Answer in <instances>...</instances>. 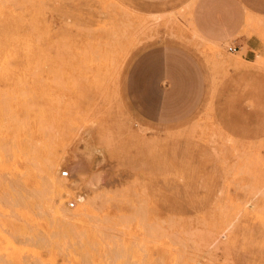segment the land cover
<instances>
[{"label":"rangeland","instance_id":"obj_1","mask_svg":"<svg viewBox=\"0 0 264 264\" xmlns=\"http://www.w3.org/2000/svg\"><path fill=\"white\" fill-rule=\"evenodd\" d=\"M235 1L239 43L199 0H0V264H264V0Z\"/></svg>","mask_w":264,"mask_h":264},{"label":"crops","instance_id":"obj_2","mask_svg":"<svg viewBox=\"0 0 264 264\" xmlns=\"http://www.w3.org/2000/svg\"><path fill=\"white\" fill-rule=\"evenodd\" d=\"M217 6V12H206L204 6ZM251 9V5L249 6ZM235 0H199L193 11V26L203 41H221L231 39L233 42H243V38L235 39L240 21ZM251 37L244 39V44L250 47ZM240 48L239 44L237 45Z\"/></svg>","mask_w":264,"mask_h":264},{"label":"bare ground","instance_id":"obj_3","mask_svg":"<svg viewBox=\"0 0 264 264\" xmlns=\"http://www.w3.org/2000/svg\"><path fill=\"white\" fill-rule=\"evenodd\" d=\"M149 18V17H147ZM5 35V34H4ZM195 37V36H194ZM197 39V38H196ZM201 40V39H200ZM202 41V40H201ZM206 43V42H205ZM207 48V47H206ZM201 50H204V48H202ZM210 51V50H209ZM213 51V50H212ZM212 53V52H211ZM8 54V53H6ZM5 56V55H4ZM4 56L2 58H4ZM9 57V55H8ZM96 57V56H95ZM10 58V57H9ZM2 60V59H1ZM7 64V63H6ZM1 67V66H0ZM91 69V68H90ZM88 70V69H87ZM96 72V71H95ZM8 83V82H7ZM22 83V82H21ZM23 86V85H22ZM24 88V87H23ZM18 92V91H17ZM21 92V91H20ZM4 95V94H3ZM23 95V98H24V93L21 94ZM7 96V95H6ZM14 96V95H13ZM11 97V96H10ZM1 98V97H0ZM9 98V97H8ZM5 100L6 103L7 101L9 102V100ZM19 98V97H18ZM5 99V96L3 98H1L0 100H3ZM13 100V99H12ZM19 100V99H18ZM24 101V100H23ZM20 102V101H19ZM4 103V100L3 102H1V104ZM23 103V102H22ZM20 103V104H22ZM21 106V105H20ZM24 107V106H23ZM21 107V108H23ZM1 109V108H0ZM5 109V108H4ZM3 112V111H2ZM7 113H9V111H7ZM6 114V113H5ZM11 114V113H10ZM2 117V116H1ZM17 128V126H16ZM18 130V129H17ZM4 147V146H3ZM2 147V148H3ZM1 149V148H0ZM53 162L51 160L45 162V166H44V171H45V181H46V187H47V193H48V196H49V199L52 201V197L56 194H67L69 190H71L75 185H76V181H70V182H66L60 178H58L56 175H55V171L53 169ZM13 166V165H12ZM72 171L73 172H77V169L76 168H72ZM78 174L81 176V174L78 172ZM70 180V179H69ZM79 181V179H78ZM76 187V186H75ZM31 195V194H30ZM86 199V198H85ZM84 201H82L81 203L83 204L84 207H82L81 209L77 210L76 212L74 213H70V218H73V219H77V218H81L82 216H85L87 214V212L89 211L88 210V203L89 201L86 199ZM72 220V219H71ZM74 221V220H73ZM76 222V221H75ZM79 222V221H78ZM67 223V222H66ZM64 224V222H63ZM65 231V230H64ZM64 236V235H63Z\"/></svg>","mask_w":264,"mask_h":264},{"label":"built area","instance_id":"obj_4","mask_svg":"<svg viewBox=\"0 0 264 264\" xmlns=\"http://www.w3.org/2000/svg\"><path fill=\"white\" fill-rule=\"evenodd\" d=\"M235 49H236V46H234V45H228L226 47V50L228 52H233V51H235ZM70 175L71 174L69 173L68 169H63L59 172V177H61V178H70ZM67 206L69 208H72L74 206V200L73 199L67 200Z\"/></svg>","mask_w":264,"mask_h":264}]
</instances>
